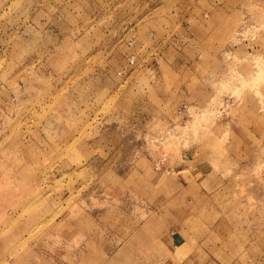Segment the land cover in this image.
<instances>
[{"label": "rangeland", "instance_id": "1", "mask_svg": "<svg viewBox=\"0 0 264 264\" xmlns=\"http://www.w3.org/2000/svg\"><path fill=\"white\" fill-rule=\"evenodd\" d=\"M120 249L264 264V0H0V264Z\"/></svg>", "mask_w": 264, "mask_h": 264}, {"label": "bare ground", "instance_id": "2", "mask_svg": "<svg viewBox=\"0 0 264 264\" xmlns=\"http://www.w3.org/2000/svg\"><path fill=\"white\" fill-rule=\"evenodd\" d=\"M228 101V100H227ZM230 104V102L228 101V102H226L224 105H229ZM222 105V104H221ZM159 166V165H158ZM153 174V173H152ZM144 182V181H143ZM142 189V188H141ZM170 204H174V201H171L170 202ZM207 204V203H206ZM206 204H204V206L202 207V209L206 212L208 209H207V205ZM109 212H111V211H109ZM108 212V213H109ZM151 213V212H150ZM154 216V215H153ZM110 218V217H109ZM116 218H117V216L115 217V219H113V218H110V220L112 221V219H113V225H114V230L116 231V234H115V237L113 238V243H116V244H123L125 241H126V237H125V235H126V233H124V234H119V230H122V228L123 227H120V226H118V224H115V222L114 221H116ZM153 218H158V217H156V215L153 217ZM179 218L181 219V218H185V215H184V213L181 211V213L179 214ZM134 222H138V221H134ZM174 222H176V220H174ZM153 222L150 220V219H148L147 220V223L145 222H143L142 224H141V228H142V230H143V232H144V234H146V235H148L149 236V230L150 229H152V226H153V224H152ZM100 225V224H99ZM102 225V224H101ZM105 225V224H104ZM106 226V225H105ZM107 227V226H106ZM108 230V229H107ZM110 230H111V228H110ZM104 233V232H103ZM107 233V232H106ZM109 233V232H108ZM147 241L146 242H144V244H146V245H152L151 243H150V241H151V238H147L146 239ZM151 242H153V241H151ZM130 248V250H135L134 248H132V247H129ZM86 249V248H85ZM81 251V250H80ZM85 250H83L82 252H84ZM89 251H90V249H89ZM94 252V251H97L98 253H100V250H99V247L98 246H96V247H92L91 248V252ZM121 251V249L118 251V252H120ZM117 252V253H118ZM93 255H94V253H93ZM100 255V254H99ZM102 256V255H101ZM144 256L146 257V259H147V261H149L150 259H151V257H148V256H146L145 254H144ZM103 257V256H102ZM122 260V252H120V253H118V255L117 256H113V257H111L110 259H109V262H110V264H127L128 263V261H124V262H122L121 261ZM40 261V260H39ZM40 263H43V262H40ZM45 264V263H44Z\"/></svg>", "mask_w": 264, "mask_h": 264}]
</instances>
